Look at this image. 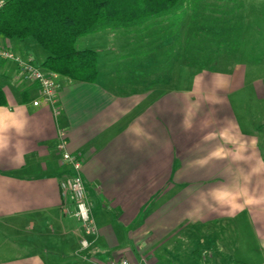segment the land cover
<instances>
[{
	"label": "crops",
	"instance_id": "crops-1",
	"mask_svg": "<svg viewBox=\"0 0 264 264\" xmlns=\"http://www.w3.org/2000/svg\"><path fill=\"white\" fill-rule=\"evenodd\" d=\"M1 47L38 64L46 55L32 40L1 37ZM97 51L95 82L57 75L59 116L15 61L0 59L8 100L0 106V264H108L122 257L246 264L250 239L261 253L256 264H264V109L259 118L239 117L235 104L250 102L231 100L246 87V74L189 73L176 55L160 68L148 52L106 61ZM130 58L135 66L126 68ZM150 64L148 77H164L149 84L140 69ZM60 129L83 162L98 228L86 249L80 222L62 205L60 182L71 170L57 149ZM235 234L250 236L240 257Z\"/></svg>",
	"mask_w": 264,
	"mask_h": 264
},
{
	"label": "rangeland",
	"instance_id": "rangeland-1",
	"mask_svg": "<svg viewBox=\"0 0 264 264\" xmlns=\"http://www.w3.org/2000/svg\"><path fill=\"white\" fill-rule=\"evenodd\" d=\"M206 3L207 6L197 8L198 17L190 11L180 28L153 26L151 30H156L157 33L148 40L143 41L142 36L126 30H108L82 37L77 46L100 50L106 61H122L125 54L148 52L157 63H162L158 64L160 68L163 65L170 67L181 58L187 60L189 73L203 68L237 70L241 76L245 73L246 87L232 95L231 100L250 102V107L235 104L239 117L248 115L259 118L264 109V0H206ZM118 35L119 43L116 42ZM34 44L42 50L35 42ZM117 44L118 49L112 48ZM106 46H110V49L104 48ZM131 58L134 59V55ZM131 58L126 59V62H131L125 64L126 68L135 66ZM147 66L150 68L140 69V77H148L147 72L154 68L151 64ZM162 70L165 72V69ZM128 74L134 78L139 72L127 71ZM160 76L164 77L156 71V74L146 78L147 83L150 84L159 78L162 80ZM232 237L237 242L234 254L240 257L243 254L241 248L245 245L244 240L250 236L235 234L230 236L231 239ZM248 244L251 251L246 250V253L252 256V260L244 262L256 264L261 253L257 250L254 240H247L246 245Z\"/></svg>",
	"mask_w": 264,
	"mask_h": 264
},
{
	"label": "trees",
	"instance_id": "trees-1",
	"mask_svg": "<svg viewBox=\"0 0 264 264\" xmlns=\"http://www.w3.org/2000/svg\"><path fill=\"white\" fill-rule=\"evenodd\" d=\"M204 6L206 0H6L0 8V38L32 40L46 54L41 64L36 62L44 70L95 82L99 52L79 48V39L126 30L148 40L157 33L153 26L180 28L190 11L198 17L197 8ZM7 103L0 85V106Z\"/></svg>",
	"mask_w": 264,
	"mask_h": 264
},
{
	"label": "built area",
	"instance_id": "built-area-1",
	"mask_svg": "<svg viewBox=\"0 0 264 264\" xmlns=\"http://www.w3.org/2000/svg\"><path fill=\"white\" fill-rule=\"evenodd\" d=\"M5 1L0 0V8L4 6ZM0 59L15 61L22 78L26 81L37 83L40 96L52 107L55 116L60 115L61 106L59 105V95L57 93L56 73L44 70L36 63L33 57L18 55L7 48H0ZM41 103V99L33 101L35 106H40ZM58 138L57 149L62 161L69 164L71 170L60 182L61 196L63 199L62 205L65 212L70 213L72 217L80 222L84 234L80 240V244L83 249H86L90 246L88 236L96 234L98 228L93 217V206L83 176V162L79 156L69 150L66 130L60 129ZM69 203L74 205V209L71 211L68 206ZM108 264L139 263H133L128 258L122 257L111 259Z\"/></svg>",
	"mask_w": 264,
	"mask_h": 264
}]
</instances>
